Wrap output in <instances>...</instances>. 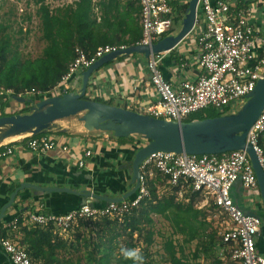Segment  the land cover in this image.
<instances>
[{
	"label": "built area",
	"instance_id": "1",
	"mask_svg": "<svg viewBox=\"0 0 264 264\" xmlns=\"http://www.w3.org/2000/svg\"><path fill=\"white\" fill-rule=\"evenodd\" d=\"M256 1L258 0H199L197 22L188 37H194L199 49L200 72L192 80L184 77L175 82L169 81L161 65L165 55L174 49L151 54L146 67L159 101L148 107L145 114L181 122L207 109L226 113L238 103L248 100L264 75V28L257 21ZM260 1L264 3V0ZM138 2L141 6L143 38L136 45L151 46L163 39L166 33L172 32L175 24V0ZM127 47L102 46L94 55L78 47L68 71L53 90L32 89L29 94L43 100L69 91L74 92L80 73L105 55ZM180 67L182 70L188 69L186 58L181 59ZM94 87L96 85L90 80L87 90L89 97ZM263 135L264 111L247 136V142L253 146L264 171V149L260 144ZM27 138L28 147L36 153L45 154L58 148L56 140L46 134L29 135ZM62 149L68 151L67 147ZM11 154L12 150L9 148L1 156ZM91 155L92 151H85L78 161L79 166L83 167L86 158ZM151 169L157 170L167 184L172 189H177V193L182 196L191 193L201 197V210H212L224 217L219 233V247L226 256L237 264H264V256L258 249L264 220L259 214L245 212L232 197L237 183H241L243 189L251 194L260 190L252 161L243 150L220 155L152 153L140 166L136 196L109 201L105 207H94L89 201L62 215L34 211L23 219V223L65 234L79 227L80 223L131 215L133 210L141 207L143 201L151 198ZM18 223L19 219L11 225L18 228ZM1 244L12 264H35L27 249L15 239L3 237Z\"/></svg>",
	"mask_w": 264,
	"mask_h": 264
},
{
	"label": "crops",
	"instance_id": "2",
	"mask_svg": "<svg viewBox=\"0 0 264 264\" xmlns=\"http://www.w3.org/2000/svg\"><path fill=\"white\" fill-rule=\"evenodd\" d=\"M187 1L175 0L174 13L176 10L181 13ZM255 5L257 21L264 28V3L258 0ZM186 39L162 61L163 72L169 81L175 82L184 77L192 80L200 72V52L194 37ZM182 58H186L189 65L186 70L180 67ZM146 62L124 56L104 65L91 79L97 87L90 91L91 97H102L123 108L146 112L148 107L159 101L150 83ZM77 81L81 82V76L77 77ZM13 96L11 92L0 90V106L5 104L4 108L0 107V117L15 115L11 111L17 109L9 103ZM15 101L22 105V111L33 106L30 100ZM46 135L56 140L58 148L55 151L45 154L33 152L28 147L27 136L0 145V264H12L1 239L12 238L13 232L18 231L19 223L18 228L11 225L15 220L23 222L34 211L66 214L89 201L94 207H105L111 199L124 198L134 188L132 177L136 145L123 143L108 134L89 133L84 129V123L68 119ZM63 147H67L68 151H63ZM9 148L12 154L1 156ZM85 151H92V155L80 167L78 161ZM86 192L92 196H83ZM245 193L242 184L237 183L232 191L237 206L245 212L263 215V205L250 199L246 203ZM258 249L264 256V234L258 239Z\"/></svg>",
	"mask_w": 264,
	"mask_h": 264
},
{
	"label": "rangeland",
	"instance_id": "3",
	"mask_svg": "<svg viewBox=\"0 0 264 264\" xmlns=\"http://www.w3.org/2000/svg\"><path fill=\"white\" fill-rule=\"evenodd\" d=\"M82 1L0 0V26L5 28L3 33L10 35L12 45L19 47L21 60L35 61L43 56L44 49L49 42L45 38L43 8L49 10L51 15L59 16L68 23L67 26L71 28L68 31L69 41L71 40V43L76 46L78 45L77 24L72 16ZM89 2L93 31L97 34L108 35L115 45L122 42L130 43L135 40L136 36H142V17L138 0H89ZM126 22L131 25L132 32L130 34L124 32L128 28ZM181 27L182 24L180 26L174 24L171 34L166 33L163 37L177 34ZM1 35L0 33V37ZM130 56L134 59L140 58L145 62L148 60L145 54L134 53ZM81 84L80 81L76 84L74 92L80 91ZM21 94L25 100H31L28 98L30 94L26 91ZM9 103L13 109H17L15 112L11 111L12 113L19 114L22 111V105L18 103L17 105L15 100L11 99ZM244 103L242 101L229 109L228 114L237 112ZM219 113L215 109H207L200 112L199 115H195L197 117H214ZM83 115L84 113H81L68 118V120L82 123L80 119ZM62 121H59L58 124ZM94 134L101 136L108 134L115 137L112 132L97 131ZM25 136L28 137L29 134ZM134 137L139 139L138 136ZM149 178L151 188L157 192V200L173 199L175 206L166 212L168 217L153 213L152 205L145 203L127 217L80 223L74 231L65 234L52 232L50 244L46 246L48 251L46 258L37 264H64L67 261H71V264H97V262L105 263L107 260L116 263L117 259L121 257L118 250L121 245L129 248L139 247L143 252L145 264H177V261H181L183 264H237L229 256H226L220 247L210 252L209 255H201L199 259H194L193 255L201 241H205L215 234H217V238L219 237L224 217L212 210H201V197L188 193L182 196L177 193L159 175L157 170L151 169ZM253 195L247 191L244 201L247 203L248 199L256 200L263 205L260 190H257ZM179 205L181 208H178ZM189 205H192L193 210H189ZM24 223L22 222V227L29 228L27 232L30 231V228H35L28 224L24 226ZM17 230L11 237L20 241L25 234L20 232V228ZM191 236L195 238L191 240ZM22 246L27 248L26 245Z\"/></svg>",
	"mask_w": 264,
	"mask_h": 264
},
{
	"label": "water",
	"instance_id": "4",
	"mask_svg": "<svg viewBox=\"0 0 264 264\" xmlns=\"http://www.w3.org/2000/svg\"><path fill=\"white\" fill-rule=\"evenodd\" d=\"M198 3L199 0H190L187 14L177 34L159 39L151 46L133 45L118 49L96 61L81 73L80 91L49 97L34 104L30 100L33 106L29 113L0 117V145L14 137L46 134L59 128V121L84 113L80 121L89 133L112 132L116 138L140 135L150 141L135 155L132 177L134 188L124 198L110 201H121L137 192L140 166L152 153L220 155L243 150L248 153L256 171L264 206V171L253 146L247 142L249 131L264 111V75L237 112L189 122L158 119L120 106L85 99L91 78L104 65L121 56L139 53L148 58L151 54L178 47L195 28ZM13 99L26 101L17 96H13ZM83 196L91 197L92 194L86 192ZM14 197L15 194L11 200ZM261 216L264 220V214Z\"/></svg>",
	"mask_w": 264,
	"mask_h": 264
},
{
	"label": "trees",
	"instance_id": "5",
	"mask_svg": "<svg viewBox=\"0 0 264 264\" xmlns=\"http://www.w3.org/2000/svg\"><path fill=\"white\" fill-rule=\"evenodd\" d=\"M189 6V2H187L182 7V12L175 11V25L180 26L182 24L183 19L185 18V15L187 14V9ZM44 9V15H43V24H44V30H45V38L49 41L48 45L44 49L43 56L35 61L33 60H21V53L19 52V47L12 45L11 37L5 32V28L3 26H0V33L2 34L0 37V90L4 92H11L14 94V96H21L23 97V91H26L28 94L32 89L40 90V91H51L53 90L58 83L61 81L62 77L66 72L68 71L69 64L74 60L75 58V48L80 47L84 49L88 54L94 55L95 52L99 47L102 46H133L136 45L138 42H140L143 38V29H142V36L141 37H135V40L133 42H126V43H119L118 45L114 44V41L108 37V35H105L102 33V35L97 34V32L93 31V21L91 19L90 13H91V5L89 0H83L79 6L78 9L74 12L72 19L77 24V32H78V45L74 46V44L71 43V40L69 41L68 31L71 29L69 28L68 23L61 19L59 16H53L50 14V11L46 8ZM140 13H141V6H140ZM75 18V19H74ZM128 28L124 30L126 34H130L132 32L131 25H129L127 22ZM140 33V32H139ZM171 34V33H169ZM65 38V39H62ZM134 38V37H133ZM189 38V37H188ZM187 38V39H188ZM186 39V40H187ZM176 62H179L177 58H175ZM181 61V60H180ZM163 70V69H162ZM165 74V72H164ZM81 76V74L79 75ZM166 76V75H165ZM167 78V77H166ZM96 87H94L95 89ZM71 92V91H69ZM68 92V93H69ZM64 93H62L63 95ZM26 95V94H24ZM33 104L37 103L38 100H41V97L29 95V97ZM95 101L110 104V105H116L113 101H107L104 100L102 97H93ZM85 99H91L86 94ZM2 106V107H1ZM1 108L5 107V104L1 105ZM120 106L121 105H116ZM126 108V107H125ZM128 109V108H126ZM30 108L20 112L19 114H25L30 112ZM139 113V112H138ZM226 113H219L218 115L214 117H219L228 114ZM196 115H199L197 113ZM195 115V116H196ZM6 116V115H2ZM10 116V115H9ZM192 116L186 121H193V120H203L207 118H214V117H200V116ZM138 136L139 139H135L134 136H130L128 138H118L123 143H130L137 146L136 152L144 147L148 142L144 137L140 135ZM262 148L263 146V137L260 142ZM149 188L151 192V198L146 199L141 204L144 205L145 203H150L152 205L151 210L155 214H162L166 215V212L175 204L172 200H157V192L154 191L149 183ZM174 191H178L177 189H173ZM187 194V193H186ZM191 194V193H188ZM195 196H198L197 194H192ZM136 196V193L132 195V197ZM178 208H181V205L178 206ZM189 210H193L192 205H189ZM139 209V208H138ZM133 210L132 214L138 210ZM197 213H199L197 211ZM131 214V215H132ZM130 215H126L124 217H127ZM168 217V216H167ZM123 218V217H122ZM110 219V218H106ZM118 219V218H115ZM19 228L20 232L24 233L25 236L20 241L15 239V241L19 242L21 245H26L27 251L32 257V260L36 264L37 262H42L46 258L47 255V249L46 246L50 244V238L53 235V231L45 230L43 228H29L22 227V220L19 221ZM53 232V233H52ZM182 232H185V230H182ZM264 234V230H263ZM217 234L212 235L209 237V239L205 241H201L198 245L197 250L195 251L193 258L199 259L201 255H209L210 252L218 249L220 246V237H216ZM191 240H193L195 237L191 236ZM64 264H71V261H67ZM97 264H132L131 261H127L123 259V257H120L117 259L116 263H112L110 260H107L105 263L97 262ZM177 264H183L181 261H177Z\"/></svg>",
	"mask_w": 264,
	"mask_h": 264
},
{
	"label": "clouds",
	"instance_id": "6",
	"mask_svg": "<svg viewBox=\"0 0 264 264\" xmlns=\"http://www.w3.org/2000/svg\"><path fill=\"white\" fill-rule=\"evenodd\" d=\"M119 254L123 259L131 261L132 264H145V258L142 250L139 247L119 246Z\"/></svg>",
	"mask_w": 264,
	"mask_h": 264
},
{
	"label": "bare ground",
	"instance_id": "7",
	"mask_svg": "<svg viewBox=\"0 0 264 264\" xmlns=\"http://www.w3.org/2000/svg\"><path fill=\"white\" fill-rule=\"evenodd\" d=\"M22 137H23V136H19V137H14V138H10V139H20V138H22ZM10 139H8V140H10ZM5 141H7V140H5ZM5 141H4V142H5ZM4 142H3V143H4Z\"/></svg>",
	"mask_w": 264,
	"mask_h": 264
}]
</instances>
